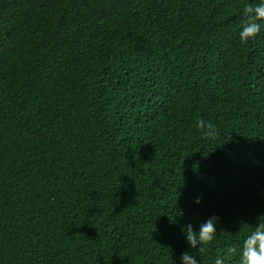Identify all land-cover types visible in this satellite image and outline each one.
Instances as JSON below:
<instances>
[{
	"label": "trees",
	"instance_id": "16d2710c",
	"mask_svg": "<svg viewBox=\"0 0 264 264\" xmlns=\"http://www.w3.org/2000/svg\"><path fill=\"white\" fill-rule=\"evenodd\" d=\"M250 2L0 0V264H179L211 216L200 264L239 249L264 215Z\"/></svg>",
	"mask_w": 264,
	"mask_h": 264
},
{
	"label": "clouds",
	"instance_id": "9594fccd",
	"mask_svg": "<svg viewBox=\"0 0 264 264\" xmlns=\"http://www.w3.org/2000/svg\"><path fill=\"white\" fill-rule=\"evenodd\" d=\"M242 17L238 38L241 43H246L257 38L264 29V0L245 4L242 8ZM196 128L206 139H214L217 135V127L210 120L199 119ZM196 203H200V198L196 199ZM217 223L218 217L211 216L201 222L196 230L191 224L182 226V234L191 250L179 255V264H200L197 256L192 254V250L202 251L205 245L215 240ZM233 253L237 256V264H264V215L258 217L255 225L248 230L239 249L228 246L222 255L215 257L214 264H224V256Z\"/></svg>",
	"mask_w": 264,
	"mask_h": 264
}]
</instances>
